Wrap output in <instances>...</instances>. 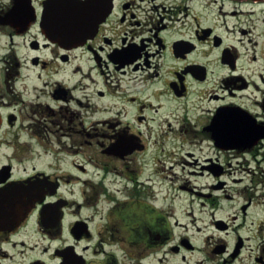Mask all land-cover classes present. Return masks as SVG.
<instances>
[{"label":"flooded vegetation","instance_id":"1","mask_svg":"<svg viewBox=\"0 0 264 264\" xmlns=\"http://www.w3.org/2000/svg\"><path fill=\"white\" fill-rule=\"evenodd\" d=\"M0 264H264V0H0Z\"/></svg>","mask_w":264,"mask_h":264},{"label":"rangeland","instance_id":"2","mask_svg":"<svg viewBox=\"0 0 264 264\" xmlns=\"http://www.w3.org/2000/svg\"><path fill=\"white\" fill-rule=\"evenodd\" d=\"M162 177H163V175H162ZM177 178H174V179L177 180ZM233 178H236V179L242 178V182L248 183V182H251V178H253V176L251 174L238 173ZM204 181H205L204 179H199V182H201V183L204 182ZM183 199H184V197H183Z\"/></svg>","mask_w":264,"mask_h":264},{"label":"water","instance_id":"3","mask_svg":"<svg viewBox=\"0 0 264 264\" xmlns=\"http://www.w3.org/2000/svg\"><path fill=\"white\" fill-rule=\"evenodd\" d=\"M72 17H74V18H72ZM70 18H71V19H70ZM77 18H79V16H68L67 19H66V21H67V22L70 21V22H75V23H76V22H78ZM69 19H70V20H69Z\"/></svg>","mask_w":264,"mask_h":264},{"label":"snow or ice","instance_id":"4","mask_svg":"<svg viewBox=\"0 0 264 264\" xmlns=\"http://www.w3.org/2000/svg\"><path fill=\"white\" fill-rule=\"evenodd\" d=\"M117 143H119V136H118V140H117Z\"/></svg>","mask_w":264,"mask_h":264}]
</instances>
